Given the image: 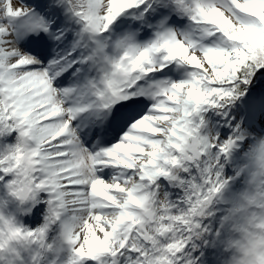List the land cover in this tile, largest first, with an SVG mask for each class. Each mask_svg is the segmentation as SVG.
I'll list each match as a JSON object with an SVG mask.
<instances>
[{
	"label": "snow or ice",
	"instance_id": "1",
	"mask_svg": "<svg viewBox=\"0 0 264 264\" xmlns=\"http://www.w3.org/2000/svg\"><path fill=\"white\" fill-rule=\"evenodd\" d=\"M264 0H0V264H264Z\"/></svg>",
	"mask_w": 264,
	"mask_h": 264
},
{
	"label": "clouds",
	"instance_id": "2",
	"mask_svg": "<svg viewBox=\"0 0 264 264\" xmlns=\"http://www.w3.org/2000/svg\"><path fill=\"white\" fill-rule=\"evenodd\" d=\"M262 224H264V219L258 218L255 221V226L259 228Z\"/></svg>",
	"mask_w": 264,
	"mask_h": 264
}]
</instances>
